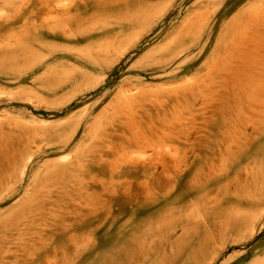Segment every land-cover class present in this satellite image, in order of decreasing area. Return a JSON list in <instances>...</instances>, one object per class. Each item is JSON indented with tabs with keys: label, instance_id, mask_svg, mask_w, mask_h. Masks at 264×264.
<instances>
[{
	"label": "rangeland",
	"instance_id": "374dc122",
	"mask_svg": "<svg viewBox=\"0 0 264 264\" xmlns=\"http://www.w3.org/2000/svg\"><path fill=\"white\" fill-rule=\"evenodd\" d=\"M0 26V264L264 263V189L199 255L144 219L227 111L264 112V0H0Z\"/></svg>",
	"mask_w": 264,
	"mask_h": 264
},
{
	"label": "bare ground",
	"instance_id": "6f19581e",
	"mask_svg": "<svg viewBox=\"0 0 264 264\" xmlns=\"http://www.w3.org/2000/svg\"><path fill=\"white\" fill-rule=\"evenodd\" d=\"M7 26L6 28H8ZM260 34L263 38L261 31ZM227 116L233 119V123L227 132L226 138L220 139L216 143L217 152L214 157L200 159L195 165H190V159L186 156L180 158L178 177L174 184L169 183L172 185L168 186L163 194L164 201L168 199L172 201L175 199L176 192L181 189L183 192L182 194L180 193L182 199L190 197L189 200L187 202L183 201L179 206L165 203L155 209L151 213L152 215L148 213L144 218L146 220L151 216L155 217L158 214H165L169 221L173 222L164 228L166 236L172 233L175 228H179L181 234L192 238L191 241L183 244V253L189 256L199 255L206 248H209L213 230L217 231L218 236L227 232L234 233L247 220V212L243 211V207L254 206L264 189V163H262L264 161V112L257 111L251 107H243L227 111ZM168 163L166 160L159 163L162 172L167 168ZM175 165L177 166L176 163ZM156 167L157 163L139 165V167L126 166L119 170L121 177L143 174L153 177L156 173ZM193 204L195 208L206 214L208 218L204 216L203 220H198L195 217L181 213L183 208ZM157 205V202H150L147 205L141 204L142 209ZM217 238L219 239V237ZM178 241L180 240L176 239L175 243ZM218 246L220 245L218 244ZM217 254H220V252ZM124 256L120 258L122 260L124 258L127 261L129 255Z\"/></svg>",
	"mask_w": 264,
	"mask_h": 264
}]
</instances>
